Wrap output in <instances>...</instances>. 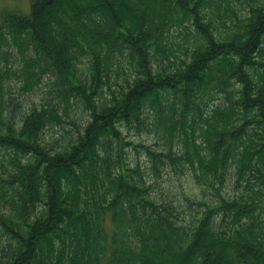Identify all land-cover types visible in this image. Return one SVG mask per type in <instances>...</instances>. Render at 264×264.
<instances>
[{
	"label": "trees",
	"instance_id": "1",
	"mask_svg": "<svg viewBox=\"0 0 264 264\" xmlns=\"http://www.w3.org/2000/svg\"><path fill=\"white\" fill-rule=\"evenodd\" d=\"M250 1L225 31L235 14L216 0H31L28 14L2 12L0 264H264V2ZM189 24L187 61L155 67L171 54L170 32ZM124 56L132 79L96 107L92 96L110 88ZM12 75L24 92L54 79L64 106L33 105L15 127L4 108ZM70 97L90 121L66 144L46 143ZM147 115L162 140L144 145L149 171L190 176L213 204L154 199L124 150V127L141 131ZM230 176L236 193L226 199Z\"/></svg>",
	"mask_w": 264,
	"mask_h": 264
},
{
	"label": "rangeland",
	"instance_id": "2",
	"mask_svg": "<svg viewBox=\"0 0 264 264\" xmlns=\"http://www.w3.org/2000/svg\"><path fill=\"white\" fill-rule=\"evenodd\" d=\"M216 1H220L222 7H224L226 3H229L235 14L231 15L230 19H226V27L220 26V31H225L231 28L233 23H235L236 18H243L249 10V5L252 4V1L250 0ZM258 1L264 2V0ZM30 5L31 0H0V22L2 12L20 11L28 14ZM193 30L194 28L193 26L191 27L190 24L187 25L186 28L181 27L172 30L165 42V45L169 47V49H172L171 54H169L170 52L168 53V58H165L164 55L158 54L155 61H153L155 67H164L169 69L175 65H179L183 61H187L193 50ZM119 61L121 70L119 73L115 70L111 73L109 81L110 88L108 89L107 86H103L98 90L97 95L92 96L96 107H98L101 101L109 100L111 98L109 95L111 91H115V93H117L119 86H126V81L132 79L134 69L131 59L124 56L120 57ZM78 66L83 72L87 71L89 66L88 58L86 56H82ZM11 67L15 70L17 64L14 63ZM60 95H62L61 88L55 85L54 79L43 77L40 83L34 86L33 90L24 92L20 89V84L16 80L15 76L12 75L7 79L6 83L4 108L7 112L10 123L15 127H20L21 116L25 112H28L33 105L40 106L41 104L59 103L61 106H64L63 98L60 101V98L58 97ZM223 99L225 98L223 97ZM222 102L223 100L219 96L215 97L213 101L207 102L208 107L206 109L202 106L204 112L203 116H206L208 110ZM85 106V103L79 98L70 97L69 103L66 107V112H63L64 110L62 108L58 109V114L61 116L60 123L56 125H54L55 123H52L43 130L42 136L44 141L51 145L59 146L66 144L69 140L75 139L78 134L82 132L87 122L90 121L91 113ZM165 114L166 111L164 109L160 108L158 110L159 116H164ZM153 124H156L153 115H147L144 119L141 131L137 132L136 129H132L128 132L124 127L123 135H125V140L130 142V145H126L124 148L126 158L130 159L132 164L139 163L140 168L144 171V175L148 183L152 185V195L154 199L157 201L174 199L184 203L182 196L185 195L189 199L200 204L202 201L213 204L215 198L217 197H213L210 191L204 192L197 184L194 183L190 176L176 177V174H172L171 172L165 170L162 173V176L156 177L149 171V164L144 153V145L156 148V146L153 145L154 143H162V140L159 137L155 142L157 135L154 132ZM198 132L197 128V131L195 132L196 135ZM178 149V142H174L173 150L178 151ZM232 184V177L230 176L227 185L220 190V194L226 199L236 193ZM244 184L245 181L239 189V191L243 193H245V188H248L247 186L243 188L245 186ZM200 207H202V205ZM194 208L197 209V206L194 205ZM189 219L190 217L186 216L184 223H189ZM111 225L112 224H110V222H108V224L105 222L104 226L107 231H109V227L111 228Z\"/></svg>",
	"mask_w": 264,
	"mask_h": 264
}]
</instances>
